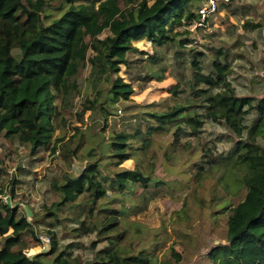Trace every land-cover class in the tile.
<instances>
[{
  "label": "trees",
  "instance_id": "trees-1",
  "mask_svg": "<svg viewBox=\"0 0 264 264\" xmlns=\"http://www.w3.org/2000/svg\"><path fill=\"white\" fill-rule=\"evenodd\" d=\"M203 1L0 0V137L16 139L30 157L44 147L52 155L57 151L67 164L85 161L78 173L60 170L52 178L54 198L48 204L38 211L26 204L31 216L16 202L8 205L0 198V264H77L72 248L81 235L90 233L98 238L90 243L93 253L86 264H153L148 248L122 241L129 231L124 217L130 206L125 202L137 187L144 198L150 189L173 190L182 177L192 181L194 193L210 179L209 200L227 211L225 243L209 253L221 264H264V95L255 101L235 93L220 48H211L210 69L204 71L197 55H191L194 45L189 46V95L178 96L185 88L177 82L169 88L172 103L169 98L134 103L129 98L133 86L118 74L121 65L129 67L138 59L147 63L145 79H160L165 69L161 47L171 42L185 47L191 41L192 32L179 27L199 19ZM142 40L154 48L148 58V52L136 46ZM86 68L81 89L77 78ZM77 93L84 95L73 113L80 125L52 140L56 129L66 127L71 114L66 115L63 106ZM251 110L256 120L250 126L245 118ZM204 118L235 137L234 149L211 160L207 153L197 162L178 160L176 173L168 164L169 173L178 178L157 175L164 163L156 153L162 144L155 137L171 134L161 151L169 161L183 126L195 135ZM84 137L87 144L81 142ZM129 158L135 162L132 168L120 166ZM2 174L0 165V195L12 201L15 181L4 194ZM240 188L241 199L224 206L227 194H237ZM75 216L80 223H72ZM91 216L95 221L89 225ZM42 235L49 240L48 249L28 253L41 247ZM100 240L106 244L96 249ZM175 257L179 260L180 255Z\"/></svg>",
  "mask_w": 264,
  "mask_h": 264
},
{
  "label": "rangeland",
  "instance_id": "rangeland-1",
  "mask_svg": "<svg viewBox=\"0 0 264 264\" xmlns=\"http://www.w3.org/2000/svg\"><path fill=\"white\" fill-rule=\"evenodd\" d=\"M207 21L208 25L198 26L199 24H195L197 22L189 25V28L193 27V31H196L192 32V36H199L191 55H197L203 70L207 71L212 61L211 48L213 50L220 48L225 55V59L221 56V61L229 66L227 80L230 81L235 93L252 96L256 101L264 95V0L233 1L228 3L227 7L220 6ZM259 23L261 26L256 27ZM183 27L181 25L179 29L183 30ZM175 31L177 30L173 33ZM136 46L139 50L148 52L144 58L154 53L153 46L145 40L137 42ZM189 50V46L181 47L177 42L162 46L161 62L165 65V69L160 79H145L148 66L143 60L136 59L130 63L129 67L121 65L118 74L133 86V93L129 96L131 101L137 104H149L169 98V103H172L169 88L177 82L180 88H185V91H180L178 96L181 99L188 96L189 89L186 87V82L191 79L192 73L190 66L192 57ZM13 52L16 53L17 50ZM136 56L134 55L133 58H138ZM86 73L87 68L77 78V85L81 89L86 84ZM83 98L82 93H77L73 96L70 105L63 106V110L67 109V112H63L71 116L68 117L65 128H58L53 132L52 140L65 132L68 135L69 132H73L74 126L80 125L75 121L76 116L73 113ZM88 114L89 112H86L84 115L85 122L88 120ZM117 117L119 120L120 116ZM255 120L256 112L249 111L245 123L251 126ZM190 132L189 128L183 126L178 135V142L173 152H170L173 158L169 161L165 160L161 151L172 139L171 134L155 137V141L162 144L160 151L156 153L160 159L162 157L164 163L158 167L157 175L178 178L179 174L169 173L168 169V166L172 165L175 173L180 171L178 160L186 158L190 162H197L203 153H207L206 159L211 160L214 157L226 156L234 149L235 137L223 125L216 124L209 118L203 119L195 135ZM105 134L107 135V132ZM81 142L88 143L85 137ZM28 151V148L20 145L16 139L0 137V165L3 173L1 179L4 180L5 186L4 194L8 192L11 181L14 180L15 198L10 200V204L16 202L20 208L29 204L38 211L44 203L48 204L54 198V191L50 188L52 178L60 170L78 173L85 161L67 164L61 157L52 155L51 151L44 147L33 157L28 155ZM134 165L132 158L120 164L126 168H132ZM203 166L207 167L208 163H204ZM187 181L188 185H186ZM194 187L191 180L182 177L181 182L174 184L173 190L150 189L144 198L139 195L141 187L134 189L125 202L127 206H130L129 213L124 217L126 224H129V231H126L122 241L131 240L135 242L136 248L141 246L148 248L153 264H221V259L214 258L209 252L212 248L225 243L227 211L225 207L222 208L209 200L210 179L205 180L204 187L195 193ZM243 193L244 188H240L237 194H227L224 206L237 203ZM7 196V194L0 195V198L5 199ZM115 204L119 205L120 202L115 201ZM103 214L101 213L100 216ZM94 221V217L91 216L88 224L92 225ZM80 222L81 218L78 216H75L72 221L73 224ZM135 228L140 231L135 232ZM55 230L59 237L61 235L59 227L56 226ZM96 238H98L96 233H90L81 235L76 240L77 244L72 250L73 256L77 258V264H86L91 259L93 250L90 248V243ZM66 242L68 239L60 240L59 245L62 246ZM48 244L44 242L40 248L29 249L28 253L45 251L48 249ZM105 244V240H100L96 244V249L102 248ZM175 254L180 255L179 260H176Z\"/></svg>",
  "mask_w": 264,
  "mask_h": 264
},
{
  "label": "built area",
  "instance_id": "built-area-1",
  "mask_svg": "<svg viewBox=\"0 0 264 264\" xmlns=\"http://www.w3.org/2000/svg\"><path fill=\"white\" fill-rule=\"evenodd\" d=\"M233 1H238V0H205L203 2V4L200 6V8L198 9L199 19L193 20L187 24H184L183 29H187L191 32H196V31H193V27L189 28V25L192 22H197L195 24H199L198 26H201L203 24L208 25L209 22L207 21V19L211 14H215V12H217V10L220 8V6H223L224 4L231 3ZM195 26H197V25H195ZM197 40H199V36H195V37L191 36V41H189L186 45L187 46L195 45L198 42ZM56 154H57V151L54 153V155H56ZM40 238H41L43 244H44V242H46V243L49 242L48 238H46V237L44 238V236H41Z\"/></svg>",
  "mask_w": 264,
  "mask_h": 264
},
{
  "label": "water",
  "instance_id": "water-1",
  "mask_svg": "<svg viewBox=\"0 0 264 264\" xmlns=\"http://www.w3.org/2000/svg\"><path fill=\"white\" fill-rule=\"evenodd\" d=\"M5 201H6V203H7L8 205H10V197H9V196H7V197L5 198ZM24 209H25L27 215H28V216H31V211H30V209L28 208V206H24Z\"/></svg>",
  "mask_w": 264,
  "mask_h": 264
}]
</instances>
